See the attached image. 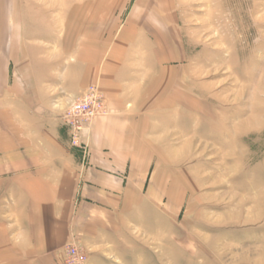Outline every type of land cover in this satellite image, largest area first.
<instances>
[{
    "label": "rangeland",
    "instance_id": "1",
    "mask_svg": "<svg viewBox=\"0 0 264 264\" xmlns=\"http://www.w3.org/2000/svg\"><path fill=\"white\" fill-rule=\"evenodd\" d=\"M10 1L16 17L59 19L65 50L87 38L114 54L144 49L174 78L138 192L76 211L49 262L25 256V233L9 228L16 200L0 185V264H64L68 244L84 264H264V0Z\"/></svg>",
    "mask_w": 264,
    "mask_h": 264
},
{
    "label": "crops",
    "instance_id": "2",
    "mask_svg": "<svg viewBox=\"0 0 264 264\" xmlns=\"http://www.w3.org/2000/svg\"><path fill=\"white\" fill-rule=\"evenodd\" d=\"M17 8L0 0V185L16 200L9 228L25 233V256L49 262L68 238L76 211L115 208L138 192L150 167L144 153L154 150L146 140L154 133V109L166 101L174 77L153 51L146 56L144 49L123 47L114 54L87 37L91 44L65 50L59 19L23 11L16 17ZM92 84L109 112L80 132L84 157L67 142L62 117Z\"/></svg>",
    "mask_w": 264,
    "mask_h": 264
},
{
    "label": "built area",
    "instance_id": "3",
    "mask_svg": "<svg viewBox=\"0 0 264 264\" xmlns=\"http://www.w3.org/2000/svg\"><path fill=\"white\" fill-rule=\"evenodd\" d=\"M105 107L103 94L97 85L92 84L70 103L63 115L64 123L71 136V142L73 146L81 150L84 157L87 156V144L79 138L83 124L89 123L96 114H105ZM84 262L83 254L75 245L68 244L65 246L64 264H84Z\"/></svg>",
    "mask_w": 264,
    "mask_h": 264
}]
</instances>
